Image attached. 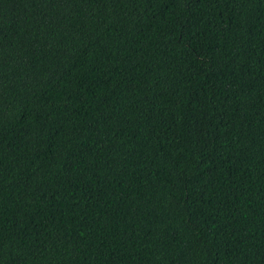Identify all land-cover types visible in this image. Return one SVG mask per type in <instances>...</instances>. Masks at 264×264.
I'll use <instances>...</instances> for the list:
<instances>
[{"label": "trees", "instance_id": "trees-1", "mask_svg": "<svg viewBox=\"0 0 264 264\" xmlns=\"http://www.w3.org/2000/svg\"><path fill=\"white\" fill-rule=\"evenodd\" d=\"M0 264H264V0H0Z\"/></svg>", "mask_w": 264, "mask_h": 264}]
</instances>
